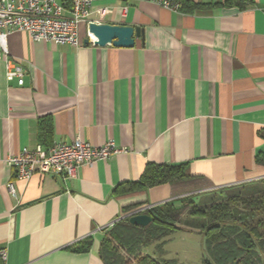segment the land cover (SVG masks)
<instances>
[{"label": "crops", "instance_id": "1", "mask_svg": "<svg viewBox=\"0 0 264 264\" xmlns=\"http://www.w3.org/2000/svg\"><path fill=\"white\" fill-rule=\"evenodd\" d=\"M177 1L174 10L93 0L91 21L142 28L131 47L94 43L87 23L79 34L89 41L80 46L8 34V53L0 49L4 264H105L100 241L127 214L180 205L190 185L218 191L264 179V0ZM6 59L21 66L22 84L6 79ZM40 126H51L47 138ZM76 137L92 145L111 139L124 151L72 178L20 179L8 162L23 147ZM149 163L182 165L187 176L114 191L139 181ZM84 239L88 250L72 249ZM163 244L145 250L157 258Z\"/></svg>", "mask_w": 264, "mask_h": 264}, {"label": "trees", "instance_id": "2", "mask_svg": "<svg viewBox=\"0 0 264 264\" xmlns=\"http://www.w3.org/2000/svg\"><path fill=\"white\" fill-rule=\"evenodd\" d=\"M40 128L47 138L51 126ZM186 176L182 165L149 163L139 181L120 183L114 191L129 192ZM225 196L213 197L207 204L205 199L203 204H197L186 196L180 205L164 202L150 207L146 213L152 219L145 226L130 224L128 217H124L103 236L98 254L105 264H173L170 259H157L145 248L154 242H165L173 231L185 229L179 225V219L187 216L200 222L195 231L202 234L207 253L201 264H264V179ZM90 246L91 239H84L72 249L85 251ZM0 264H4L1 255Z\"/></svg>", "mask_w": 264, "mask_h": 264}, {"label": "built area", "instance_id": "3", "mask_svg": "<svg viewBox=\"0 0 264 264\" xmlns=\"http://www.w3.org/2000/svg\"><path fill=\"white\" fill-rule=\"evenodd\" d=\"M161 6L177 10V0H149ZM93 0H0V49L8 53L7 36L12 31H24L34 41H51L56 44L80 46L81 23L90 22ZM89 34V33H88ZM94 41V40H93ZM5 77H17L23 83L20 65L10 59L5 62ZM124 151L113 140L101 145L76 137L71 141L54 140L48 147L36 144L23 147L18 154L8 158L15 168V176L28 179L35 172L76 177L82 165H93L96 161ZM9 193H14L12 181L6 183ZM113 223H110L112 226ZM3 257V252H0Z\"/></svg>", "mask_w": 264, "mask_h": 264}, {"label": "rangeland", "instance_id": "4", "mask_svg": "<svg viewBox=\"0 0 264 264\" xmlns=\"http://www.w3.org/2000/svg\"><path fill=\"white\" fill-rule=\"evenodd\" d=\"M247 185L224 189L225 191L223 189L218 191L202 190L199 186L190 185L186 188H181L184 191H180L179 195L191 196L197 204H203L201 202H204L203 199H205V204H207L213 197H226L227 195L225 196V194H228L229 191H242L243 189L245 190ZM191 219L187 216H182L179 219V225L185 230H176L166 236L163 244L164 251L157 254V259H170L173 264H201L202 259L207 257L203 236L195 231V227L197 228V224L200 222H198L197 218ZM200 220L202 221V219ZM186 228L192 229V231H186ZM145 251L149 252L147 249Z\"/></svg>", "mask_w": 264, "mask_h": 264}, {"label": "water", "instance_id": "5", "mask_svg": "<svg viewBox=\"0 0 264 264\" xmlns=\"http://www.w3.org/2000/svg\"><path fill=\"white\" fill-rule=\"evenodd\" d=\"M89 34L94 36L96 40L94 43L105 45L112 43L116 46L131 47L134 45V36L142 35V28L132 25L110 24L105 22L90 21L87 24ZM89 37L83 40L86 44ZM128 221L133 225L145 226L151 221V216L147 213L131 212L126 215Z\"/></svg>", "mask_w": 264, "mask_h": 264}]
</instances>
